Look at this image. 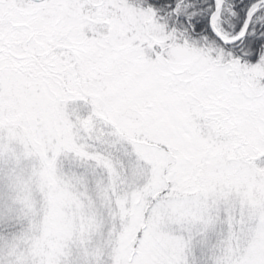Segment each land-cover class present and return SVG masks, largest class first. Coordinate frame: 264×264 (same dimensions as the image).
I'll use <instances>...</instances> for the list:
<instances>
[{
  "label": "snow or ice",
  "instance_id": "1",
  "mask_svg": "<svg viewBox=\"0 0 264 264\" xmlns=\"http://www.w3.org/2000/svg\"><path fill=\"white\" fill-rule=\"evenodd\" d=\"M0 264H264V0H0Z\"/></svg>",
  "mask_w": 264,
  "mask_h": 264
}]
</instances>
